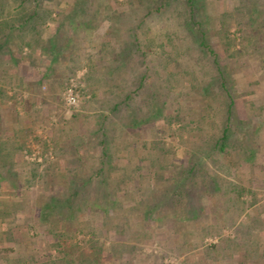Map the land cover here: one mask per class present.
I'll list each match as a JSON object with an SVG mask.
<instances>
[{"label": "rangeland", "instance_id": "rangeland-1", "mask_svg": "<svg viewBox=\"0 0 264 264\" xmlns=\"http://www.w3.org/2000/svg\"><path fill=\"white\" fill-rule=\"evenodd\" d=\"M12 1L7 0L8 3L4 5L3 15H1V19L6 18L9 24L11 22L7 18V12L10 13L9 16H14L19 11L17 8H13L18 4ZM54 1L56 2H46V4L58 3L56 6L58 8L62 6L66 11L70 8L67 2L71 0ZM135 1L83 0L72 11L74 14V17L70 19L72 25L69 26L65 23L67 25L66 34L76 39V44L83 45L82 56L101 42H107L108 46L119 47L120 45L116 55L117 58L114 60L119 62L121 58L119 53L126 48L124 45L125 40H129L131 37L128 30L129 26L138 23L141 16L148 13L149 16L144 17L145 21L139 25L138 31L143 39L154 41V44L150 47L152 54L148 58L150 64L146 65V74H148V81L154 82L153 85L157 95L160 96L162 91L167 90L169 91L167 99L171 101L173 96L178 97L175 94L180 91L181 93L188 92L189 95H192V99L198 93L203 95L204 92H208V89L202 86L195 88L196 84H192L196 79L210 80L211 77L214 79V70L212 68V58L206 52H201L197 40L192 38L200 35L197 27L190 26L189 29L192 34L187 33V29L182 27L180 19H186L183 12L184 0H169L168 6L160 13L152 7L153 3L149 7V12H147L148 8L142 5L135 9L132 7ZM194 1L197 8L196 18L205 24L206 35L212 37L210 40L211 45L217 52L221 65L226 69L224 70L225 83L231 95L234 96V106H236V112L239 115L238 119L244 120L248 115L255 118V122L254 120L245 124L237 122V127L235 125L233 128L239 132L252 130L255 133L256 129L259 130L258 125L260 124V131L263 130L260 132L258 140L256 137L252 164L248 167L236 164L234 171L219 170L221 166H212V168L208 166L210 171H207L206 175L219 174L222 177V183H220L221 187L218 189L210 185L213 188L211 190L213 194H205L202 198L207 209L199 212V215L204 217L205 223L188 219L184 223L178 222L174 230L167 223L165 217L162 221L153 222L158 214L166 216L173 214V212L163 211L160 213L155 210L143 219V216L137 215L135 210L120 213L116 211L113 214L111 212L112 216L114 215L113 217H104L101 212L92 214L93 211L88 210V212L80 215L77 220H72V227L70 228H76L77 230L74 232V229H71L73 231L71 237L57 249L55 243L63 242L64 239H60L59 236L57 240L54 236L47 234V226L42 225V221L33 220L35 213L38 212L37 205L50 195L51 191L60 190L68 184L67 176H62L64 173H69L64 168L63 164L65 162H67L66 166L68 168H72L71 172H75L76 177L74 178L76 180L91 177V189L100 188L98 183L103 182V176H106L105 181L110 183L113 180H110L109 177H114L115 172L117 176H119V172L120 174L123 173L122 166L127 165L128 158L135 155L133 152L137 153V149H129L126 157L121 158L120 162L118 159V168L119 163L122 166L117 171L112 168V159L119 152L121 121L130 119L131 115L128 113V109H124V106H120V108L118 106L113 110H111V107L115 103H119L123 94L121 92L119 95V76H124L126 79L125 91L131 90L133 89L132 82L139 71H142L143 66L139 65L140 59L137 55L133 57V62H126L122 65L119 62L117 69L110 68L116 66L117 62L104 61V57H100L97 65H95L94 75L91 77L93 86L77 84L79 103L77 107H69L65 104L64 98L65 84L71 76L66 78L58 76L61 74L60 72H63V67L59 66L55 73L57 74L55 81L61 84L60 88L56 87L55 89L54 87V92H52L49 83H43L42 85L36 83V79L39 77L36 71L40 68L36 65L38 60L34 58L35 61L30 65L25 60H21V62L25 61L23 62L25 66H19L16 69L18 72L14 71L12 76L9 77L11 82L15 84L13 90L6 93L11 95L9 101L4 103L3 99H0V139L6 141V144L0 150V185L3 184L0 186V210L6 211L5 207H10L12 210L11 216H5V213L0 215V256L3 252L8 254V259L4 257L5 261L4 259L2 261L0 257V264H11L13 260L20 261V264H50L52 259H59L64 250L72 249L74 252L71 253V257L73 258L75 251L78 250L91 255L90 248L94 244L101 250L98 256L101 257L102 264H264V182L261 179L264 166V129H262L264 128V112L261 114L262 116L258 117L257 112L260 113V109H255L264 104L262 103L264 100L261 101L260 99L264 97V74L262 69H257L259 67L257 59L259 58L250 53L253 52L251 51L252 48L248 47L247 50L243 48V44L240 46L239 43L242 31L246 30L244 21H248L250 24L253 21L264 22V0H257L261 6L258 11L253 10L255 4L249 6L251 5L249 0H243V2L242 0ZM103 4L109 7L108 12L104 10ZM155 5H158V3H155ZM86 8L88 12H85ZM96 9L98 11L93 16L91 11L93 12ZM119 12H122L121 15ZM86 13L88 14L86 15ZM104 13L107 14L108 19L105 18ZM218 14H220V18L229 21V27H222L221 22L215 16ZM88 19L98 21L96 23L98 27L90 34L76 27L77 22L87 21ZM57 23L56 20L47 22V28L44 29L43 33L44 38L54 33ZM110 26L118 38L116 43L107 33ZM219 30L221 38H218L217 31ZM3 31L6 35L9 33L17 35L15 39L10 41V44H17L20 41L19 37L27 41L31 36L27 32H18L16 29H9L7 26ZM225 36L229 38H225ZM230 39L231 41L232 39L235 40V48L244 50L243 54L245 52L246 54L250 53L249 60L246 56L239 58L238 55H233L234 48H232V45L234 44L229 43ZM166 41L169 45L166 49H162L161 45ZM11 47L17 49L14 45H11ZM27 51L28 49L24 48L22 55H26ZM186 51L191 52L187 55V58H185ZM61 53V59L66 61L69 57L68 52L63 50ZM101 54L102 52L95 53V57H99ZM182 56L181 64V60L177 59ZM20 57L18 55L17 59L20 60ZM5 59L8 58L3 55L0 56V76H3L0 78L1 80H5L2 72L3 68L8 69V72L13 69L10 60L5 61ZM170 61L173 62V65H167L166 68V62ZM82 63L84 64L85 61L83 60ZM104 66H106L105 71ZM87 68L84 67L81 68L80 72H75L79 74V80L83 81L85 75L83 70L86 73ZM39 72H41V68ZM23 73L28 78L33 77L34 80L31 83H25L21 77ZM103 73L112 75L107 81H103L104 86L100 81V79L104 80ZM18 75L20 77H17ZM215 76H217L216 73ZM27 77L26 79H28ZM175 79H181L182 85L177 86L175 82L173 84L172 80ZM17 84L19 85L16 87ZM213 85L212 89L215 92H220L216 91L218 90L216 84ZM102 87L106 92V104L102 107H99L97 102L90 104L88 96L92 91L97 92ZM48 95V100L52 101L51 106H41L42 111L40 112L42 114H38L40 112L36 111L38 108L35 107L31 111L25 112L23 108L24 101L32 102V105H34L41 101L42 97ZM220 97L225 99L223 94ZM189 99L191 100V97ZM175 100L179 105H186L180 96ZM195 101L197 102H190V104L196 105L199 102V100ZM252 102H254V106ZM147 103V99L144 98L139 104L145 107ZM192 112H195V110H192ZM182 114L189 116L187 109H184ZM103 115H106L103 131L105 141L107 140L106 150H108L110 158L108 157L105 165L101 166L98 158L99 148L96 144L101 136L98 123L102 120ZM37 118L40 122L42 120V124H39L40 127H38V123H34ZM166 123H168L170 129L173 128L172 116L166 117ZM93 130H97L99 133ZM16 135L17 138H15ZM21 135L24 136L23 148L18 150L13 145L16 142L20 143L15 140H20ZM152 136L149 131L145 132V139H150ZM173 139L177 144V138L173 137ZM43 141L48 143L45 147L40 143ZM54 147L60 150L58 156L54 155ZM76 150L78 153L87 152V154L78 159L75 157ZM1 157H3V160H1ZM73 157L76 161L72 160ZM99 168L103 169L99 173L100 175H97L95 171ZM152 174L144 173L142 176H138V181H133L135 185H142L144 191L140 190L133 193L134 203L146 198L151 202L153 196L163 197L165 192H161L159 188H149L147 185H143L146 184L144 180L146 181ZM195 175V178L187 180L186 185H192L193 182H196L194 191L199 192V190L204 189L200 187L204 180L201 179L202 173L198 172ZM163 176L166 177L167 174L164 175L163 173ZM42 180L44 186L47 184L44 188L39 185ZM250 181L253 184L252 187L248 186ZM229 183H233V185ZM236 185L245 188L241 196H237L236 189L238 188L234 187ZM210 187H206V189H211ZM6 193L12 195L9 201L6 199ZM171 198L175 201V198ZM90 199H93V197ZM127 207L128 204L125 207L123 206V209ZM25 209H28L29 212H21V210L26 211ZM191 215L193 214L188 212V216ZM8 216L10 217L8 218ZM18 216H20L19 219ZM175 218L179 219V217ZM18 222H23L24 228L12 230L11 234L10 228ZM119 224L124 227L123 233L119 232ZM139 233L142 235L138 236ZM181 233H186V237L182 238ZM185 239L187 243L184 242ZM186 249L192 251L186 253ZM24 260L25 263H22Z\"/></svg>", "mask_w": 264, "mask_h": 264}, {"label": "trees", "instance_id": "trees-1", "mask_svg": "<svg viewBox=\"0 0 264 264\" xmlns=\"http://www.w3.org/2000/svg\"><path fill=\"white\" fill-rule=\"evenodd\" d=\"M249 1L251 3V5L249 6L255 4L253 6L254 11H258L259 9H261V6L258 4L257 0ZM12 2H16V4H18V6H13V8H17L19 11L14 16H9L10 13L7 12V18L11 22V24H9L6 18L1 19V15H3L2 9L8 2L7 0H0V55L7 57L11 63L15 64H18L19 62H21V60H25L27 63L32 64L35 56H39L41 60L44 59L42 60L43 72L41 73V79L42 81H47L50 84V89L52 92H54V87L55 89L56 87L60 88L61 85L59 82L55 81L57 75L55 73L57 72L56 70L59 66L63 67L64 70L63 72H60L61 74H59L58 76L63 78L72 76L77 69L82 68L83 66L88 67L86 70V78L93 76L96 70L95 65H97L99 61L98 59H100V57H104V61L110 60V62L112 61L113 63L117 62L116 66L110 67L117 69L119 62L121 65L124 63L126 64V62H133V57L137 55L139 56L138 59H140L139 65L143 66L142 71H139L137 76H135V79L132 82L133 89L131 90L125 91L126 79L124 78V76H119V95L121 94V92H123V94L119 100V103H115L111 107V110H113L118 106L119 108L120 106H124V109H128V113L131 115L130 119L121 121V128L119 129V152L112 159V168L113 170L117 171L122 166L119 163L118 168V159L120 162L121 158L126 157L129 149H137V153L135 152V154L133 152V154L135 155L128 158L127 165L125 164L122 166L123 173L120 174L119 172V176H117L115 175L117 174L115 172V174H113L114 177L110 176L109 179L113 180V182L110 181L111 184L106 182L105 179H107V177L103 176V182L98 183L100 185L98 187L100 188L91 189V177H89V179L82 178L76 180L74 178L76 177L75 172H71L72 168H68L66 166L67 162H65L63 164L64 168L67 169L69 173H64L62 176H67L68 184L60 190H57L55 192L51 191L50 195H48L44 200H42V202L37 205L38 218L36 219V221H42V225L47 226V234L54 236L55 238H57V240L59 236L60 239H64L63 242L55 243L57 249H59L61 247V244H64L65 241L67 242V239L71 237L70 235L73 234V231H71V229H74V232L75 230H77L76 228H70L72 227V220H77L80 215L88 212V210L93 211L92 214L101 212L103 213L104 217H113L114 215L112 216V214L116 211H119L120 213L124 211L129 212L135 210L137 211V215L143 216V219H145V217L147 218V216H149L155 210L160 213H162L163 211L173 212V214L166 216L158 214L153 222L155 223L158 220L162 221L163 217H165V219H167V223H169L170 227L174 230L178 222L184 223L188 221V219L192 221L198 220L197 215H199V212L207 209L202 198L205 194H213L211 190H213V188H220V183H222L221 175L215 173L216 175L208 176L206 175L207 171H210V168H212V166H221L219 170L231 171L234 162L239 165L248 155H251L250 157L252 158L255 152L254 147L256 144V137L258 140V137H260V132L263 130L260 131V124L258 125L259 130L256 129L255 133L252 130L239 132L235 131V128H233L235 125L237 127V122L245 124L253 121L255 118L254 116L251 117V115H248L246 118H244V120L238 119L239 115L236 112V106H234V96L231 95L225 83L226 81L224 78V70L226 69L221 65L219 57L217 56L218 54L211 45L210 40L212 37L206 35V30H204L205 24L197 20L196 18L197 8L195 1L184 0L183 12L184 15H186V19L180 20L182 27L187 29V33L189 34H192V31L189 29L190 26L197 27V31L200 35L198 37L196 36L192 38L197 40L200 51L206 52L207 55L212 58L214 79L213 77H211L212 79L210 80L196 79L195 81H193L192 84H196L195 88L202 86L203 88L208 89V92H204L203 95L202 93H198L199 95H195L196 97H193V99L192 95H189L188 92L181 93L180 91L175 94V96H180L181 98H183L186 103L185 106L177 104L178 102L175 99H177L178 97L173 96L172 100L169 101V99H167L169 91L167 90L162 91L160 93L161 95L158 96L155 92V86L153 85L154 82L148 81L147 79L148 74H146V65L148 66V64H150L148 58L150 57V54H152L150 51V47L152 44H154V41H150V39L147 40L140 37L138 28L139 25L144 23V17L149 16L148 13L141 16V19L138 23L131 24L129 26L128 30L131 34V37L129 40H125L124 45L126 48L120 51L119 56L121 58L118 62L114 60H116L117 58L116 55L118 54L117 52L120 45L119 47H115L112 45L108 46L107 42H101L100 44L94 46L90 51L84 53V55L82 56L81 53L83 51V45H80L79 43L76 44V39H73L72 36L66 34L67 25L65 23H67L69 26L72 25V21H70L71 17H74L72 11H74L78 3L83 2V0L68 1L67 5H70V8L67 11L62 6L58 8V6H56L58 3L50 5L46 4V2H56L54 0H13ZM168 2L169 0H136L133 5H131L135 9L139 8L142 5L143 7H147V12H149V7L151 3H153L152 7H154L158 13H160L168 6ZM155 3H158V5H155ZM102 6L104 10L108 12L109 7L106 4H103ZM96 11L98 10L96 9L93 12L91 11L93 16L96 14ZM85 12H88L87 8ZM121 13L122 12H119L120 15ZM87 14L88 13H86V15ZM104 16L108 19L107 14L104 13ZM215 16L217 20L221 22L222 27L230 26L229 21H225L224 19L220 18V14ZM50 20H56L58 22V25L52 35L44 38V29L47 28V22ZM219 21L218 23H220ZM97 22L98 21L95 22L94 19H88L87 21L77 22L76 27L79 29L81 28L87 34H90V32L96 30V28L98 27V24H96ZM243 23L246 25V30H243L240 35V46L243 44V48H252L250 49L253 52L250 53L255 54L257 58H259L257 59L259 63V67L257 69H262L264 74V22L253 21L252 24H250L248 21H244ZM6 26L9 29H16L18 32H27L31 36L27 41H24L21 37H19L20 41L17 42V44H10V41L15 39L17 35L13 33H9L8 35H6V33H4L3 31L5 30ZM107 33L110 35L111 39L114 40V43L118 41L116 34L111 30V26L109 30H107ZM217 34L219 35H217L218 38H221L220 30L217 31ZM225 38L229 37L225 36ZM230 42L234 44L232 45V48H234L233 55L236 54L239 56V58H241L242 56H246V58L249 60V52L247 54L246 52L245 54H243L244 50L242 51L240 50L241 48H235L234 39H232V41L230 39L229 43ZM11 45H14L17 48L16 53H18V55L22 54L24 48L28 49V51L26 55H21L20 60H18L17 56L11 52ZM168 45L169 43L166 41L165 43H162L161 48L166 49ZM223 46L224 45L222 44V47ZM63 50H66L69 54V57L66 61L61 59V52ZM98 52H102V54L99 57H95V53ZM186 53L187 54H185V58H187L188 54H191L190 51H186ZM57 58L59 59L57 60ZM182 59L183 56L177 60H181L182 64ZM83 60L85 61L84 64L86 65L82 63ZM167 65H173V62H166V68L168 67ZM105 70L106 66H104V71ZM3 71L4 70L2 69V72ZM112 71L114 70L112 69ZM215 73L217 76H215ZM111 76L112 75L105 73L103 75L104 81H107ZM2 77L3 76H0V78ZM172 81L173 84L175 82V85L177 86H179L182 82L181 79H175ZM54 83L57 84L55 85ZM102 84L104 86V83ZM213 84H216V86L218 87V90L216 91L220 92H215V90L212 89V87L214 86ZM18 85L19 84H17L16 87ZM6 87L7 86L4 84V81L0 79L1 100L4 99V97L6 99L9 98L5 93L7 90ZM8 87L13 88L15 86ZM221 94L225 95V99H223L224 97L221 99ZM105 95V89H103V87L102 89L99 88L97 92H91L89 96L90 100L88 102L90 104H93V102H97L99 104V107H102L106 104ZM189 97H191V100L189 99ZM144 98L147 99L148 103L145 107H142V105L139 103ZM260 99L261 101H263L264 97ZM195 100H199V102L196 103V105H191L190 102H197ZM32 104V102L28 101L23 102V108L25 112H29L33 109ZM252 105L254 106V102H252ZM182 108L183 110L187 109L189 116L182 114ZM255 109H260V113L257 112V116H262L261 114L264 112V104H261L260 107H257ZM192 110H195V112H192ZM167 116H172L173 128L171 129L170 126H168L166 123ZM102 117V120H100L98 123V129L99 131H101V136L96 144V146L99 148L98 158L101 166L105 165L108 157L110 158L109 152L108 150H106L107 140L105 141L103 131L106 115H103ZM150 126H152L153 137L151 141L147 142L143 139V131ZM93 131L99 133L97 130ZM185 132L187 135L191 136L200 135L199 139L194 141L185 140L183 139ZM211 133H214L213 136L215 135V138L213 140H211L210 138ZM173 137H178V139L180 140V143H177L178 147L180 145L182 148H187L189 150L181 157H176L175 150L177 144L176 141H174ZM15 138H17V135L15 136ZM15 141H18L20 143L18 144L16 142L13 145L14 148L21 150L23 148L22 146L24 142V136L21 135L20 140L17 139ZM40 143L44 147L46 146V144H48L46 142ZM5 144L6 141L0 139V150ZM190 149H206L209 153H205L204 158L206 159L203 161V158L201 156L195 155V152L190 151ZM59 152L60 150L54 147V155L58 156ZM86 154L87 152L78 153V151L76 150L75 157L79 159L82 156H86ZM1 160H3V157H1ZM72 160L76 161L74 157L72 158ZM207 162H210L212 164H206ZM208 166H210V168ZM102 169L103 168H99L95 171V173L97 175H100L99 173L102 172ZM198 172L202 173L201 179L204 180V183L200 187H203L205 189L199 190V192L196 190L194 191L196 182H193L192 185H186L187 180L195 178V174ZM144 173L153 174L152 176H149L150 178H148L146 181L144 180L146 184L143 185H147V187L149 188H159L161 192L165 193L162 198L153 196L151 202L148 201V198H146L134 203L132 195L133 193H136V191L142 190V185H135L133 181H138V176H142ZM163 173L164 175L167 174V176H163ZM157 181H160L162 183H158ZM229 184L233 185V183ZM210 185H212L213 188L210 187ZM206 187H210L211 189H206ZM235 187L238 188L236 189L237 196H241L244 193V188L240 185H236ZM188 195H190L189 198H187ZM91 197H93V199H90ZM171 197L175 198V201L172 200ZM126 204H128V207L126 209H123V206L125 207ZM188 212L192 213L193 215L188 216ZM175 217H179V219ZM119 232H124V227H122V224H119ZM141 235V233L138 234V236ZM181 236L182 238H185L186 233H181ZM184 242H186V239ZM94 245H92L90 248L91 255L88 253L85 254L84 251L78 250L75 251V256L73 258L71 257V253L74 252L72 251V249H69L68 251L64 250L63 255L59 259H52L50 264H102L101 257L98 256L101 250ZM3 254L6 253L3 252L0 257L2 261L3 259L5 261L6 259H8V254ZM76 256L78 257L76 258ZM20 263V261L15 260L11 262V264ZM22 263H25V260Z\"/></svg>", "mask_w": 264, "mask_h": 264}, {"label": "crops", "instance_id": "crops-1", "mask_svg": "<svg viewBox=\"0 0 264 264\" xmlns=\"http://www.w3.org/2000/svg\"><path fill=\"white\" fill-rule=\"evenodd\" d=\"M11 52L14 54V55H16V56H18V53H16L17 52V50L16 49H13L12 47H11ZM22 54H19V56H21ZM81 55H82V53H81ZM1 56V55H0ZM5 57V56H4ZM21 58V57H20ZM35 59L36 60H38V61H36V62H38L36 65L37 66H39L40 68H41V72H39V70H40V68H39V70L38 71H36V74L38 73L39 74V77H37V79H36V83L38 84V85H42L43 83H48L47 81H42V79H41V73L43 72V61L42 60H44V59H40V57L39 56H36L35 57ZM35 59H34V61H35ZM8 60V59H7ZM6 59H5V61H7ZM23 62H25V61H23ZM23 62H19L18 64H15V63H12V67H13V69H12V71L11 72H8V69H4V71H3V75H4V79L5 80H3L4 81V84L7 86L6 88H7V90H6V92L5 93H10L13 89L12 88H9L8 86H14L15 84L14 83H12L11 82V80L9 79V77L10 76H12V73L15 71V72H18L16 69L19 67V66H25V64L23 63ZM11 63V62H10ZM28 65H30L29 63H28ZM26 67H27V65H26ZM82 68H84V67H82ZM80 70H81V68H79V69H77L75 72H80ZM86 73H84V70H83V74H85L84 75V79H83V81L82 80H79L78 79V82L79 83H81L82 85H90L91 87L93 86V81L91 80L92 78V76H90V77H88V78H86V76H87V71H85ZM17 77H20V75H18ZM22 77V79H24V81H25V83H31L33 80H34V78L33 77H27L26 75H24V73H23V75L21 76ZM26 77L28 78V79H26ZM71 77H74V78H76V77H79V74L78 73H74ZM102 78V77H101ZM77 79V78H76ZM100 81H101V83H103V79H100ZM24 83V84H25ZM100 83V85H102ZM20 87V86H19ZM39 87V86H38ZM22 88V87H21ZM25 89V88H24ZM33 90V89H32ZM7 95V94H6ZM8 97H11V95H7ZM90 96V95H89ZM89 96H88V98H89ZM9 99V98H8ZM8 99H6L5 97H4V99H3V101H4V103L6 102V101H9ZM49 99V95L47 96V97H42V99H41V101H38L37 103L39 104H37V103H35L34 105H33V107H35V108H38V109H36V111H42V109H41V106H46V105H49V106H51L50 104H51V100H48ZM11 100V99H10ZM90 99H88V101H89ZM44 109V108H43ZM76 110V109H75ZM38 114H42L41 112L40 113H38ZM61 117V116H60ZM60 119V118H59ZM41 122H42V120H41ZM40 122V120H38V118L36 119V122H34V123H38V125L40 124H42ZM168 124V123H167ZM40 125L38 126V127H40ZM146 131H149L152 135H153V133H152V126H150V127H148L146 130H144L143 131V139L144 140H147V142H149V141H151L152 140V137L150 138V139H145V137H144V135H145V132ZM213 134L214 133H211L210 135V138H211V140H213L214 138H215V135L213 136ZM203 135H205V134H203ZM199 136L200 135H198V136H191V135H187L186 134V132H185V134H184V136H183V139H185V140H189V141H194V140H197V139H199ZM46 137V136H45ZM177 138V140H178V143H180V140L178 139V137H176ZM53 139V138H52ZM182 140V139H181ZM44 142V141H43ZM52 142H54V141H52ZM177 149L175 150V152H176V157L177 156H183L184 154H186L189 150L186 148H182L180 145H179V147H176ZM190 151H194L195 152V155H197V156H201L202 158H203V161L206 159V158H204L205 156V153H209L208 152V150H206V149H203V150H199V149H197V150H192V149H190ZM201 152H203V153H201ZM136 154V153H135ZM251 155H248L247 157H245L244 158V160H243V162L242 163H240L239 165H241V166H243V167H248V165H251L252 164V158L250 157ZM181 159V158H180ZM206 164H212V163H210V162H207ZM236 166V162H234V164H233V167H232V171H234L235 170V167ZM255 166V165H254ZM261 179L263 180V182H264V166H263V171H262V175H261ZM261 180V181H262ZM41 184H39V185H42V187L44 188V187H46L47 186V184H45V186H44V183H43V180L40 182ZM47 183V182H46ZM233 183H235V181H233ZM3 184H1L0 186H2ZM259 185H261V184H259ZM258 185V186H259ZM5 186V185H4ZM246 186V185H245ZM248 186H250V187H252L253 186V184H251V181H250V185H248ZM247 186V187H248ZM235 187V186H234ZM244 190H245V188H244ZM6 195H7V200L9 201L10 199H11V197L10 196H12L11 194H9V193H6ZM13 199V198H12ZM20 200V199H19ZM6 209V211H3V210H0V215H2V214H4L5 216H7V215H12V210L10 209V207H5ZM26 211H22L21 210V212H29L28 211V209H25ZM10 216H8V218L10 217ZM197 217H198V220L197 221H199V222H201V223H205V220H204V217L203 216H200V215H197ZM196 217V218H197ZM16 218V217H15ZM18 219L20 218V216H18L17 217ZM38 218V215L35 213V215H34V218H33V220H36ZM217 219V218H216ZM26 221V220H25ZM26 224H27V221L25 222ZM30 224V223H29ZM28 225V224H27ZM11 226V225H10ZM18 228H20V229H22V228H24V225H23V222L22 223H20V222H18V223H15V225L14 226H12L11 228H10V230L9 231H11V234H12V230L14 231V230H16V229H18ZM7 229V228H6ZM8 231V232H9ZM3 234V233H2ZM1 234V235H2ZM11 236V235H10ZM192 250H190V249H186V253H189V252H191Z\"/></svg>", "mask_w": 264, "mask_h": 264}, {"label": "built area", "instance_id": "built-area-1", "mask_svg": "<svg viewBox=\"0 0 264 264\" xmlns=\"http://www.w3.org/2000/svg\"><path fill=\"white\" fill-rule=\"evenodd\" d=\"M77 78V79H76ZM70 77L65 84V104L69 107H77L79 103V95L77 91V84L79 77Z\"/></svg>", "mask_w": 264, "mask_h": 264}]
</instances>
